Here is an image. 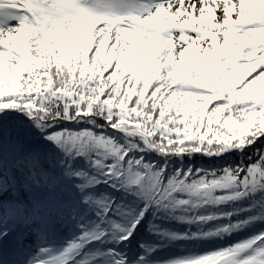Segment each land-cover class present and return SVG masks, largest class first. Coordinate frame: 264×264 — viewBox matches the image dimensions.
Listing matches in <instances>:
<instances>
[{"label":"snow or ice","instance_id":"obj_1","mask_svg":"<svg viewBox=\"0 0 264 264\" xmlns=\"http://www.w3.org/2000/svg\"><path fill=\"white\" fill-rule=\"evenodd\" d=\"M0 264H264V0H0Z\"/></svg>","mask_w":264,"mask_h":264}]
</instances>
